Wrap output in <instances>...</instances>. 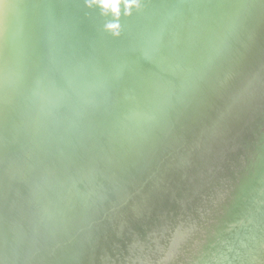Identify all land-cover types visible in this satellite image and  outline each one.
<instances>
[{
  "label": "water",
  "instance_id": "water-1",
  "mask_svg": "<svg viewBox=\"0 0 264 264\" xmlns=\"http://www.w3.org/2000/svg\"><path fill=\"white\" fill-rule=\"evenodd\" d=\"M137 5L0 0V264H264V0Z\"/></svg>",
  "mask_w": 264,
  "mask_h": 264
},
{
  "label": "clouds",
  "instance_id": "clouds-1",
  "mask_svg": "<svg viewBox=\"0 0 264 264\" xmlns=\"http://www.w3.org/2000/svg\"><path fill=\"white\" fill-rule=\"evenodd\" d=\"M97 3L101 5L105 10H111L113 14L118 15V5L120 0H96ZM137 0H125V8L132 9L133 7H137ZM109 27L114 28L115 25H110Z\"/></svg>",
  "mask_w": 264,
  "mask_h": 264
}]
</instances>
